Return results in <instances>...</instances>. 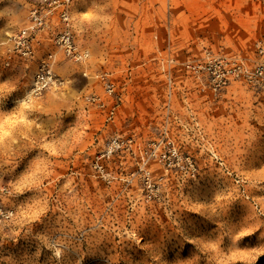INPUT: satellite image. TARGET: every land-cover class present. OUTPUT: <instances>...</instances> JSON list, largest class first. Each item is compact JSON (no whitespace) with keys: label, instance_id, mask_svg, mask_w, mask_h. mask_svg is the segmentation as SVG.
<instances>
[{"label":"rangeland","instance_id":"1","mask_svg":"<svg viewBox=\"0 0 264 264\" xmlns=\"http://www.w3.org/2000/svg\"><path fill=\"white\" fill-rule=\"evenodd\" d=\"M35 2L0 0V264H264V0H71L89 78L15 54Z\"/></svg>","mask_w":264,"mask_h":264},{"label":"built area","instance_id":"2","mask_svg":"<svg viewBox=\"0 0 264 264\" xmlns=\"http://www.w3.org/2000/svg\"><path fill=\"white\" fill-rule=\"evenodd\" d=\"M71 0H36L28 12L27 23L13 37V50L24 60H32L36 51L44 42H48L61 52L62 56L73 61L82 68V76L90 77L88 70L89 52L79 49L70 31ZM56 55L48 52L40 61L33 78L32 93L40 95L45 90L61 85L60 77L54 71ZM103 88L104 94L114 93L115 85L105 73L94 76ZM87 103L99 108L105 107V102L95 93L85 97Z\"/></svg>","mask_w":264,"mask_h":264},{"label":"snow or ice","instance_id":"3","mask_svg":"<svg viewBox=\"0 0 264 264\" xmlns=\"http://www.w3.org/2000/svg\"><path fill=\"white\" fill-rule=\"evenodd\" d=\"M17 171H19V170H17ZM10 178H12V177H0V179H10ZM249 235H252V234L246 233V234H243L241 237H239V239H240V241H241V246H242V244H243V241H244L245 239H247V237H248Z\"/></svg>","mask_w":264,"mask_h":264}]
</instances>
